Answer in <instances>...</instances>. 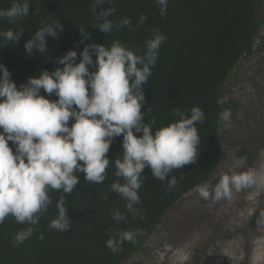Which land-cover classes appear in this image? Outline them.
<instances>
[{"label":"clouds","instance_id":"9594fccd","mask_svg":"<svg viewBox=\"0 0 264 264\" xmlns=\"http://www.w3.org/2000/svg\"><path fill=\"white\" fill-rule=\"evenodd\" d=\"M110 0H91L89 11L96 18L95 28L109 34L113 30L132 27L128 17L108 20L115 8L105 9ZM162 16L167 13L168 0H156ZM30 0H13L8 8H0V21L12 23L30 14ZM39 15V9L33 13ZM147 19L139 17L138 25ZM60 22L41 24L35 35L25 43V50L46 51V36L58 37ZM23 29L0 31L6 44L19 43ZM84 38L90 34L79 28ZM167 36L157 29L146 40L145 50L132 49L115 40L110 46L87 44L77 53L69 50L58 60L54 71L43 70L38 77L29 78L19 87L11 79V72L0 64V225L9 216L18 224L28 225L19 230L13 244L19 246L30 239L52 204L50 191L71 194L79 183L77 173L87 182L102 184L107 169L114 166L117 179L110 185L125 203V211L112 213L119 225L133 219H144L139 190L142 176L149 167L154 177L167 182L172 191L179 180L168 179L174 169L196 162L200 145L197 124L205 120L199 107L184 112L173 109L178 117L174 122L153 130L155 119L144 123L145 95L143 86L152 76L158 54ZM78 47V45H77ZM95 57V59H93ZM48 95H41V91ZM57 99H50L52 95ZM218 123L227 127L232 123V110L223 108ZM149 111V109H148ZM138 133H142L138 136ZM123 136V152L112 162L107 154L117 137ZM10 142L12 146H10ZM247 156H240L228 171H221L219 179L212 177L194 187L200 200L211 203L230 202L234 193L244 190H264V163L259 167H245ZM82 162V163H81ZM123 181V183L121 182ZM107 201L108 194L103 195ZM66 197L56 203L58 210L50 228L68 231L71 220L65 208ZM106 241L113 254L122 251L125 242L136 243L143 235L141 229H116ZM43 240V235L39 237Z\"/></svg>","mask_w":264,"mask_h":264},{"label":"trees","instance_id":"16d2710c","mask_svg":"<svg viewBox=\"0 0 264 264\" xmlns=\"http://www.w3.org/2000/svg\"><path fill=\"white\" fill-rule=\"evenodd\" d=\"M12 2L0 0V8H8ZM30 3L27 17L12 23L7 19L0 21V31L24 30L19 43L6 44L0 39V64L8 68L18 87L29 78L38 77L43 70L63 67L58 60L69 50L79 55L87 44L110 46L119 40L129 48L143 51L146 40L159 29L167 40L160 48L152 76L142 89L144 123L155 119V131L178 119L173 109L188 112L192 107L201 108L205 120L196 125L200 136L196 162L169 174L168 179L175 176L179 180L175 189L166 191L167 182L158 180L149 167L145 168L138 206L144 210L143 220L133 219L131 215L127 222L119 225L112 220V213L117 209L124 212L126 203L110 188L117 179L114 166L107 169L102 184H90L83 173H77L79 183L71 194L50 191L52 204L34 226L32 237L23 244L15 246L13 238L28 225L18 224L12 216L5 219L0 225V264H123L135 254L147 256L152 248L150 241L163 216L196 185L208 180L220 163L223 126L218 123L222 111L218 100L224 99L223 108L235 112L233 100L227 98L224 88L227 82L238 81L244 70L246 75L247 63L258 60L259 52L264 49V33L258 22V11L264 0H168L164 16L156 0H110L103 7H114L116 11L108 20L128 17L132 27L109 34L95 28L96 18L89 11L91 0H30ZM36 9L39 15L33 14ZM142 14L147 19L137 26ZM54 22H60L63 30H57V38L46 36V51L33 49L31 54L27 53L26 41L35 35L41 24ZM79 28H84L90 37L84 38ZM41 95L48 94L42 90ZM48 98L57 99L54 94ZM122 143L123 136L112 143L107 154L112 162L121 156ZM244 152L248 161L251 156ZM105 193L107 201L103 199ZM62 195L66 197L64 206L71 220V227L65 232L49 226L57 215L56 203ZM110 228L113 231L138 228L143 235L136 243L125 242L122 251L113 254L106 247L112 235ZM41 235L43 240L39 238Z\"/></svg>","mask_w":264,"mask_h":264},{"label":"rangeland","instance_id":"374dc122","mask_svg":"<svg viewBox=\"0 0 264 264\" xmlns=\"http://www.w3.org/2000/svg\"><path fill=\"white\" fill-rule=\"evenodd\" d=\"M258 22L264 33V5ZM258 58L247 63L240 82L225 85L235 112L222 128L221 160L210 178L218 180L244 151L251 156L245 167L264 163V49ZM150 244L147 256L135 254L123 264H264V190H244L220 203L192 191L163 216Z\"/></svg>","mask_w":264,"mask_h":264}]
</instances>
